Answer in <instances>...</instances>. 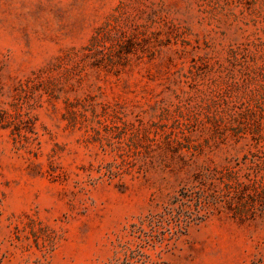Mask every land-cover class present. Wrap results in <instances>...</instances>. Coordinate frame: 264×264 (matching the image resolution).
Here are the masks:
<instances>
[{
	"label": "rangeland",
	"instance_id": "obj_1",
	"mask_svg": "<svg viewBox=\"0 0 264 264\" xmlns=\"http://www.w3.org/2000/svg\"><path fill=\"white\" fill-rule=\"evenodd\" d=\"M0 264H264V0H0Z\"/></svg>",
	"mask_w": 264,
	"mask_h": 264
}]
</instances>
